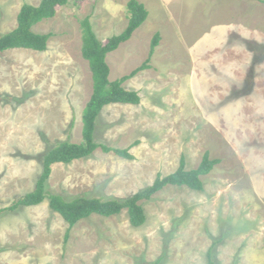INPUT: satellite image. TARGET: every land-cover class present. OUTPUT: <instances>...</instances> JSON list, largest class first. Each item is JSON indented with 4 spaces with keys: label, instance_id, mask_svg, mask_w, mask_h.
Here are the masks:
<instances>
[{
    "label": "rangeland",
    "instance_id": "obj_1",
    "mask_svg": "<svg viewBox=\"0 0 264 264\" xmlns=\"http://www.w3.org/2000/svg\"><path fill=\"white\" fill-rule=\"evenodd\" d=\"M130 0H69L33 31L52 34L45 52L0 56V210L35 189L43 157L63 142H82L93 94L83 58L81 21L99 41L128 26ZM148 11L132 38L107 56L110 81L149 69L123 87L139 105L111 104L96 120L95 142L130 149L132 160L98 149L54 164L48 191L126 199L158 175L219 160L204 191L167 187L141 202L143 227L127 210L69 225L49 201L0 215V264H264V4L256 0H138ZM0 0V33L17 28L25 4Z\"/></svg>",
    "mask_w": 264,
    "mask_h": 264
},
{
    "label": "trees",
    "instance_id": "obj_2",
    "mask_svg": "<svg viewBox=\"0 0 264 264\" xmlns=\"http://www.w3.org/2000/svg\"><path fill=\"white\" fill-rule=\"evenodd\" d=\"M256 1L264 4V0ZM68 3L69 0H42L39 6L23 5L18 14L17 28L8 33H0V56L14 49L45 52L52 34H37L33 31V28L43 20L54 18L58 9ZM127 10L130 13L128 26L120 35L113 36L105 43L99 41L89 17L81 21L83 31L82 55L89 63L93 78V94L83 112L82 142L80 144L63 142L49 150L43 157V172L36 183L35 189L10 207L1 209L0 215L5 211H16L21 206H37L48 200L50 208L69 225L65 237V240H67L70 231L80 221L93 215L110 218L127 210L131 225L135 228L143 227L147 221V215L141 202L151 200L167 187H187L192 191H204L202 178L209 175L215 166L219 164V160H211L209 154H205L200 165L192 170L186 169L185 159L182 158L180 166L175 172L167 176L158 175L151 186L123 200H108L88 196L67 200L61 195L48 191L46 187L54 164H71L92 156L98 149L105 153L114 152L116 155L128 160L133 159L130 149H114L106 145H99L94 139L96 120L106 106L111 104H140V95L135 91L126 90L123 85L139 72L149 69L147 63L150 62L161 39L160 34L155 35L151 45L150 58L146 64L129 76L110 81V67L107 56L116 51L122 44L128 42L145 23L149 14L145 5L138 0H130L127 4ZM161 261L162 259H158L151 264H160ZM208 264H217L214 260L212 248L209 253Z\"/></svg>",
    "mask_w": 264,
    "mask_h": 264
}]
</instances>
